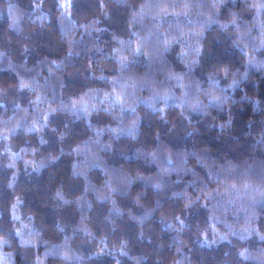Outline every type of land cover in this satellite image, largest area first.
Instances as JSON below:
<instances>
[{
    "label": "trees",
    "instance_id": "16d2710c",
    "mask_svg": "<svg viewBox=\"0 0 264 264\" xmlns=\"http://www.w3.org/2000/svg\"><path fill=\"white\" fill-rule=\"evenodd\" d=\"M262 41L264 0H0V264H264Z\"/></svg>",
    "mask_w": 264,
    "mask_h": 264
},
{
    "label": "snow or ice",
    "instance_id": "6c2138e0",
    "mask_svg": "<svg viewBox=\"0 0 264 264\" xmlns=\"http://www.w3.org/2000/svg\"><path fill=\"white\" fill-rule=\"evenodd\" d=\"M262 46H264V41L261 42ZM137 52H139V48L136 49ZM121 59H124L123 57ZM21 87H27V85H24L22 84ZM214 100H218L219 98L218 97H213ZM116 102L119 103V104H122L123 103V100L121 99L120 96H117L116 97ZM76 104V101H73V105ZM27 163V162H26ZM262 240H264V237H261Z\"/></svg>",
    "mask_w": 264,
    "mask_h": 264
}]
</instances>
